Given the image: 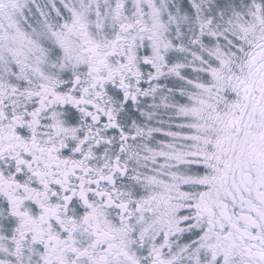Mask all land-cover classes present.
<instances>
[{"label":"snow or ice","instance_id":"6c2138e0","mask_svg":"<svg viewBox=\"0 0 264 264\" xmlns=\"http://www.w3.org/2000/svg\"><path fill=\"white\" fill-rule=\"evenodd\" d=\"M0 264H264V0H0Z\"/></svg>","mask_w":264,"mask_h":264}]
</instances>
